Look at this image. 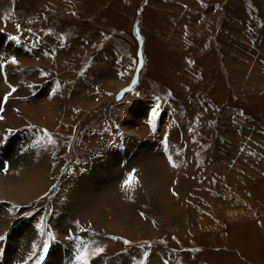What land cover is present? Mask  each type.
<instances>
[{"label":"rangeland","instance_id":"obj_1","mask_svg":"<svg viewBox=\"0 0 264 264\" xmlns=\"http://www.w3.org/2000/svg\"><path fill=\"white\" fill-rule=\"evenodd\" d=\"M0 43L2 149L27 135L29 162L52 167L1 203L0 264H55L54 245L58 264H264V0H0Z\"/></svg>","mask_w":264,"mask_h":264},{"label":"bare ground","instance_id":"obj_2","mask_svg":"<svg viewBox=\"0 0 264 264\" xmlns=\"http://www.w3.org/2000/svg\"><path fill=\"white\" fill-rule=\"evenodd\" d=\"M40 7V6H39ZM36 9H38V8H36ZM40 9V8H39ZM1 44V43H0ZM145 45H146V42H145ZM145 47V46H144ZM11 53V52H10ZM8 55V54H7ZM145 58V57H144ZM15 59V58H14ZM12 61V60H11ZM6 63H7V60H6ZM144 63H145V61H144ZM10 64V63H9ZM13 64V63H12ZM11 64V65H12ZM146 64V63H145ZM7 65V64H6ZM7 67V66H6ZM11 67H13V65L11 66ZM146 67V66H145ZM10 68V67H9ZM14 68V67H13ZM48 68V67H47ZM8 69V68H7ZM12 69V68H11ZM15 69V68H14ZM14 69H12L13 70V72H14ZM146 69V68H145ZM11 71V70H10ZM87 71V70H86ZM143 71V70H142ZM141 71V72H142ZM17 71H15V73H16ZM48 72V71H47ZM50 72H53V71H50ZM1 73V72H0ZM7 73H9V70H8V72ZM12 73V72H11ZM143 73V72H142ZM10 75V74H9ZM15 75V74H14ZM17 75V74H16ZM141 75V74H140ZM13 76V75H12ZM23 76V75H22ZM15 77V76H14ZM7 78V77H6ZM5 78V79H6ZM9 78V77H8ZM8 78H7V80H8ZM20 78V77H19ZM18 78V79H19ZM22 78V77H21ZM24 79H25V77H23ZM10 79H13V77L11 78V75H10ZM17 79V80H18ZM141 79V78H140ZM16 80V81H17ZM19 80H21V79H19ZM9 81V80H8ZM14 81H15V79H14ZM13 81V82H14ZM141 81V80H140ZM21 82V81H20ZM15 86H18V84H16ZM20 86V85H19ZM14 87V86H13ZM12 87V88H13ZM18 88H20V87H18ZM10 92V91H9ZM11 93H13V92H11ZM8 95H10V94H8ZM82 95H83V93H82ZM86 95H89V94H86ZM71 98V97H70ZM82 99V98H81ZM126 99V98H125ZM124 99V100H125ZM77 101H78V99H76ZM87 100V102H88V99H86ZM69 101H72L71 99L69 100ZM76 101V102H77ZM129 101V100H128ZM137 101V100H136ZM136 101H134V102H136ZM75 102V101H74ZM75 102V103H76ZM3 103V102H2ZM54 103V102H53ZM53 103L52 104H50V106H54L53 105ZM67 103V102H66ZM69 103V102H68ZM90 103V102H89ZM4 104V103H3ZM78 104V103H77ZM76 104V105H77ZM88 104V103H87ZM91 104V103H90ZM89 104V105H90ZM69 105V104H68ZM75 105V106H76ZM120 105H123V103H121ZM74 107V106H73ZM80 107V106H79ZM85 107H86V105H85ZM69 108H70V106H69ZM82 108V107H81ZM72 109V108H71ZM87 109V108H86ZM53 110V109H52ZM76 110H78V109H76ZM81 110V109H80ZM84 110V109H83ZM83 110H81V111H83ZM134 110V109H133ZM47 112H49L48 113V115L49 114H51L52 113V111H51V109H48V110H46ZM58 112V111H57ZM65 112V111H64ZM63 112V113H64ZM76 112V111H75ZM77 112H79V111H77ZM76 112V113H77ZM95 112V111H94ZM44 113V112H43ZM42 113V114H43ZM54 113H56L55 111H54ZM45 114V113H44ZM57 114V113H56ZM61 114V113H60ZM80 114V113H79ZM3 115V114H2ZM41 115V114H40ZM54 115V114H53ZM72 115V114H71ZM92 115V114H91ZM5 116V115H4ZM61 116V115H60ZM78 116V115H77ZM87 116V115H86ZM48 117V116H47ZM50 117H52V115L50 116ZM53 117H55V116H53ZM72 117H73V115H72ZM71 117V118H72ZM49 118V117H48ZM54 119V118H53ZM74 119V118H73ZM82 119V118H81ZM66 120H67V118H66ZM87 120V119H86ZM79 122V121H78ZM60 127V126H59ZM79 128V127H78ZM77 131V130H76ZM9 131H7V130H4V128L3 127H0V164H1V161H2V159L3 158H7L8 157V159H9V161H12L11 163H10V165H9V167L12 165V167H10L8 170H5V171H2V173L0 174V205H1V203L3 202V200H7V201H11L14 197H17L18 195H19V193L21 194L22 193V195L20 196V198H22V196L24 197V196H26V193L24 194L23 193V191H19V189H22V187H16L17 185H15V184H17L18 183V185H20V186H23V184L21 183L23 180H24V178H25V180H26V178H29L28 177V175H31V177L30 178H32V179H34V181H35V183H36V181H38V179H40V177L41 176H45L46 175V173L48 172V171H50V170H52V164H54V167H56V165L58 164V159L57 158H60L61 156H60V150H69V152H70V149H71V147L72 146H74V145H70V142H69V140H66V142H65V144L64 145H54L53 146V155L51 156V157H49L48 158V162H49V165H50V169L49 168H47V166L45 165L44 166V164H41L40 163V161H43V160H39L38 159V157H37V159H38V162L36 163V164H31V162H29L30 161V159H31V157H32V155H33V150H31V153H27V150H26V148L27 147H30L28 150H30L32 147V145L30 144V140H29V137L26 135V136H24V139H25V141H24V146H25V148L23 149H20V150H22V151H20V150H18V153H16L17 155L16 156H14L15 155V152L13 153V155L12 156H9V154L8 153H6V151L8 150V148L6 147V149H2L3 148V143L5 142V141H7V139H8V136H9V134L11 133V132H9ZM58 133H61V134H63L62 132H56V133H54V134H58ZM72 133V132H71ZM77 133V132H76ZM67 134H69V132H67ZM73 134V133H72ZM72 134H70V135H72ZM75 134V133H74ZM79 134V133H78ZM80 135H81V133H80ZM20 136V135H19ZM64 136V135H63ZM7 137V138H6ZM76 137V136H75ZM5 138V139H4ZM70 138V137H69ZM78 139V138H77ZM4 140V141H3ZM70 140H71V138H70ZM81 140V139H80ZM79 141V140H78ZM75 142V141H74ZM85 142V141H84ZM7 143V142H6ZM80 143L82 144V142L80 141ZM87 143V142H86ZM85 143V144H86ZM74 144V143H73ZM31 145V146H30ZM77 145H78V143H77ZM88 145V144H87ZM34 146L35 145H33V148H34ZM82 146H84V144L82 145ZM81 146V147H82ZM18 147H19V145H18ZM41 147V146H40ZM84 147H86V146H84ZM19 149V148H18ZM66 151V152H67ZM80 151V150H79ZM35 152V151H34ZM57 152H59V155L57 156ZM23 153V154H22ZM25 154L27 155V156H29V159H28V157L27 156H25ZM6 155H7V157H6ZM118 155L117 154H115V153H110L109 155H108V160H102V159H100L101 157H99V158H95L94 160H95V162L92 164V166H91V171L93 170V172H92V174L94 173V176H96L98 179H99V177H103V172L105 171V173L107 174L109 171H111L110 170V167L114 164L113 162H115L116 160H115V157H117ZM150 159V158H149ZM7 160V159H6ZM113 160V161H112ZM53 161H57L56 163H54ZM111 161H112V163H111ZM155 161V160H154ZM29 162V164H31L30 166H27L28 163ZM151 162V161H150ZM156 162V161H155ZM16 163H22V164H26V166H24V168H25V170L23 171L22 170V172H23V174L21 175V173H20V177H17V178H14L13 179V181H14V184H13V182L11 181V183H9L8 182V180H11V177H10V179H8L7 180V182H6V179H5V175L7 176L8 175V172H9V170H11L13 167H14V165L16 164ZM121 163V162H120ZM47 164V163H46ZM108 164H111V165H108ZM126 164V163H125ZM132 164V163H131ZM108 165V166H107ZM145 165H147V164H145ZM157 165V164H156ZM159 165V164H158ZM174 165V164H173ZM19 166H21V165H19ZM109 167V168H107V167ZM144 166V165H143ZM148 166V165H147ZM150 166V165H149ZM162 166V165H161ZM160 166V167H161ZM132 167V166H131ZM155 167V166H154ZM159 167V168H160ZM179 167H180V165H179ZM16 168V167H15ZM19 168V167H18ZM17 168V169H18ZM107 168V169H106ZM171 168V167H170ZM21 169V168H20ZM47 169H49V170H47ZM145 169H148V167L147 168H145ZM144 169V170H145ZM180 169V168H179ZM15 170V169H14ZM151 170V169H150ZM150 170H149V174H150ZM154 170H155V168H154ZM164 170V169H163ZM8 171V172H7ZM13 171V170H12ZM19 171V170H18ZM88 171H90V170H88ZM120 171V170H119ZM167 171V170H166ZM170 171V170H169ZM14 172V171H13ZM20 172V171H19ZM117 172V171H116ZM116 172H114V173H116ZM153 172V171H152ZM156 172H158L157 170H156ZM156 172H155V174H156ZM127 173V172H126ZM161 173V172H160ZM162 173H164V171L162 172ZM166 173V172H165ZM25 174V175H24ZM36 174H41V176H39V177H36V176H38V175H36ZM105 174V175H106ZM16 175V174H15ZM18 175H19V173H18ZM17 175V176H18ZM116 175V174H115ZM165 175V174H164ZM164 175H163V177H164ZM49 176H50V173H49ZM49 176L47 177V178H49ZM108 176H110V178L112 179L113 177V174H111V173H109L108 174ZM152 176L153 177H155L154 176V174H152ZM151 176V177H152ZM157 176V175H156ZM162 176V175H161ZM12 177H15L14 176V174H13V176ZM45 177V178H46ZM143 177H146V174H145V176H143ZM152 177V178H153ZM7 178H8V176H7ZM22 178H23V180H22ZM29 178V179H30ZM149 178H150V175H149ZM160 178V175H159V177L158 178H156L155 177V179H159ZM29 179L28 180H26L27 182L29 181ZM31 179V180H32ZM154 179V178H153ZM152 179V180H153ZM160 179H162V177L160 178ZM165 179V178H164ZM168 179H170V178H168ZM168 179L166 180L165 179V181H168ZM30 180V181H31ZM47 180H49V179H44V177H43V179H40L39 181H40V183L38 182L37 184H33V185H35L34 187H32V188H36V186H37V188L39 189L40 187L42 188V186H44L46 183H48V181ZM148 180H150L151 181V179H148ZM19 181H20V183H19ZM25 181V184L27 183ZM33 181V180H32ZM31 181V183H33ZM150 181H148V182H150ZM172 181V180H171ZM152 182V181H151ZM155 182V181H154ZM153 182V183H154ZM156 182H157V180H156ZM159 182V181H158ZM161 182V181H160ZM164 182V181H163ZM162 182V183H163ZM29 183V185H32V184H30V182H28ZM165 183H167V182H165ZM92 184V182H89L88 181V179L87 180H85L84 182H83V187L84 188H87L89 185H91ZM155 184V183H154ZM15 187H14V186ZM28 185V184H27ZM141 185V184H140ZM149 185V184H148ZM152 185V184H151ZM157 185V184H156ZM161 184H159V185H157L156 187H158V186H160ZM142 186V185H141ZM154 186V185H153ZM27 187V186H26ZM45 187V186H44ZM43 187V188H44ZM152 187V186H151ZM163 187V185L161 186V188ZM168 187V186H167ZM11 188V189H10ZM24 188V187H23ZM36 188V189H37ZM135 188V187H134ZM160 188V189H161ZM173 188V187H172ZM137 189L139 190V192H140V194L139 195H136V198H139L140 200L141 199H144L146 196H148V191L146 190V189H144V188H140V187H137ZM157 190H158V188H156ZM165 189V188H164ZM43 190V189H42ZM45 190V189H44ZM111 190V189H110ZM135 190V189H134ZM40 191H41V189H40ZM39 191V192H40ZM133 191V190H132ZM161 191V190H160ZM159 191V192H160ZM27 192V191H26ZM30 192V191H29ZM32 192V191H31ZM30 192V193H31ZM34 192V191H33ZM174 192V191H173ZM107 193V192H106ZM110 193V192H109ZM132 193L133 192H131V194H129L128 196H129V198H130V200H132L133 199V197L135 198V196L134 195H132ZM162 193V192H161ZM31 194H33V193H31ZM34 194H36V193H34ZM136 194V193H135ZM156 194H157V192H156ZM160 194V193H159ZM141 195V196H140ZM146 195V196H145ZM150 195V194H149ZM140 196V197H139ZM161 196H163V195H161ZM28 197V196H27ZM31 197H32V195H31ZM104 197V196H103ZM142 197V198H141ZM12 198V199H11ZM18 198H19V196H18ZM30 198V197H29ZM105 198V197H104ZM120 198V197H119ZM151 198H152V196H151ZM25 199H28V198H25ZM147 199V198H146ZM124 200H125V198H124ZM130 200H127L126 202H124V203H119V202H114V204H113V209H114V211H115V213H114V216L117 218V217H119V218H122V220L121 221H123L124 219H123V217H122V213L123 212H125L126 210H132V209H134V207H136L137 205H138V203H139V201L138 200H134L131 204L130 203H128V202H130ZM151 200H153V198L151 199ZM24 201V200H23ZM26 201V200H25ZM83 201V200H82ZM87 201V200H86ZM102 201H104V199H102ZM156 201V200H155ZM6 202V201H5ZM81 202V201H80ZM12 203H13V201H12ZM82 203V202H81ZM88 203V202H87ZM92 203V202H91ZM126 203H128V204H126ZM90 205V204H89ZM80 206V205H79ZM88 207V206H87ZM91 207V206H90ZM95 207V206H94ZM81 208H83V207H81ZM86 208V207H85ZM91 209V208H90ZM93 209V208H92ZM81 210V209H80ZM100 209H98V211H99ZM79 211V210H78ZM88 211V210H87ZM86 211V212H87ZM92 211V210H91ZM97 211V212H98ZM100 212V211H99ZM0 213H1V211H0ZM78 218H79V216H78ZM125 221V220H124ZM22 230V229H21ZM26 231V230H25ZM25 233V232H24ZM29 233H30V228H28V230H27V232H26V236L27 235H29ZM22 234H23V232H22ZM21 234H20V232L19 231H16V232H14L13 233V235L11 236V237H9V239L7 240V249L5 250L6 251V254H3V255H6V256H4V259H6V261H7V263H11V261H10V258H11V255L16 251L15 250V248L17 247H19L18 246V236H20ZM77 236V235H76ZM29 237V236H28ZM32 237V236H31ZM26 238V237H25ZM30 238V237H29ZM35 238V237H34ZM33 238V239H34ZM32 239V240H33ZM88 239V238H87ZM26 241V240H25ZM28 241V240H27ZM26 241V242H27ZM61 241H62V239H61ZM65 241V240H64ZM89 241V240H88ZM22 242H24V241H22ZM67 242V241H66ZM94 242V241H93ZM30 243H31V240H30ZM65 243V242H64ZM64 243H62L63 245H66V244H64ZM24 244V243H23ZM22 244V245H23ZM32 244V243H31ZM31 244H30V246H28L29 248L31 247ZM89 244V243H88ZM93 244V243H92ZM25 245V244H24ZM23 245V246H24ZM69 245V244H68ZM67 245V246H68ZM74 245V244H73ZM21 246V245H20ZM21 248H23V247H21ZM90 248V247H89ZM101 248V247H100ZM98 249H99V247H98ZM55 250H57V249H55V245H54V247H53V249H52V252H51V255H50V257L49 258H51L52 259V261H54L55 262V264H58V263H60V259L58 260V253L59 252H57V251H55ZM86 252V251H85ZM50 253V252H49ZM89 254V253H88ZM94 254V253H93ZM51 259H49V260H51ZM122 260H124V259H121L120 260V262L122 261ZM76 261V260H75ZM78 261V260H77ZM62 262V261H61ZM63 262H64V259H63ZM69 263H70V261H69ZM51 264H53L52 262H51ZM71 264V263H70ZM78 264H80V263H78Z\"/></svg>","mask_w":264,"mask_h":264},{"label":"snow or ice","instance_id":"obj_3","mask_svg":"<svg viewBox=\"0 0 264 264\" xmlns=\"http://www.w3.org/2000/svg\"><path fill=\"white\" fill-rule=\"evenodd\" d=\"M12 62L15 63V62H16L15 59H13ZM4 100H5V101L7 100V96L4 97ZM0 118H2V117H0ZM49 141H50L51 143H55V141H52L50 137H49ZM132 180H133V177H132V175L130 174V175H129V180L125 181V184H126V185H130V182H131ZM3 239H4V237H3V236H0V240H3ZM125 243L127 244V243H129V242H128V241H125ZM102 251H103V249H97V250H96V253H99V252H102ZM35 252H36V246L34 245V246H33V255H35ZM147 257H148V253L145 252V253H144V259L140 261V264H146ZM29 259H31V257H30ZM77 260L80 261V264H87V260H86V259L84 258V256L81 255V254H78V256H77Z\"/></svg>","mask_w":264,"mask_h":264},{"label":"trees","instance_id":"obj_4","mask_svg":"<svg viewBox=\"0 0 264 264\" xmlns=\"http://www.w3.org/2000/svg\"><path fill=\"white\" fill-rule=\"evenodd\" d=\"M135 43H138V40H135Z\"/></svg>","mask_w":264,"mask_h":264}]
</instances>
